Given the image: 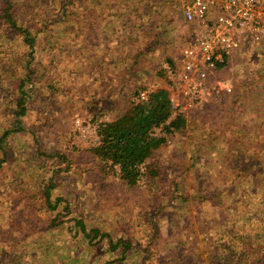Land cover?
I'll use <instances>...</instances> for the list:
<instances>
[{
	"label": "rangeland",
	"instance_id": "1",
	"mask_svg": "<svg viewBox=\"0 0 264 264\" xmlns=\"http://www.w3.org/2000/svg\"><path fill=\"white\" fill-rule=\"evenodd\" d=\"M140 1L67 2V22L57 20L46 32L55 37L54 49L39 53L45 79L57 92L40 93L44 85L33 88L28 81L27 110L21 117L16 114L17 74L26 73L27 57L21 55L29 48L15 35L8 38L0 26V227L25 225L27 234L35 231V224L41 227L20 243L30 264H215V246L222 236L232 246L233 232H257L256 219L264 218V42L232 52L217 72L224 84L216 85L203 103H181L179 111L187 118L183 130L167 136L157 130L167 141L147 166L155 165L162 175L160 186L145 167L130 188L115 175H103L91 153L97 146L82 144L77 117L103 122L117 115L120 106L128 109L117 97L124 87V69L133 62L129 54L139 49V32L148 42L156 41L140 64L142 89L153 90L167 87L162 63L178 56L193 33L182 14L183 4L191 0H152L144 13L149 21L144 33L135 29L139 14L134 10ZM109 9L119 10L117 17L108 12L101 18L100 11ZM33 17L28 16V23ZM97 43L101 50H95ZM140 90L132 93V102ZM232 101L243 110L232 119L244 129L237 132L239 144L259 164L248 178L234 176L211 150ZM102 176L112 178L111 184L98 186ZM91 229L99 234L94 236ZM120 238L128 244L126 254L125 243L112 251L110 242Z\"/></svg>",
	"mask_w": 264,
	"mask_h": 264
},
{
	"label": "trees",
	"instance_id": "2",
	"mask_svg": "<svg viewBox=\"0 0 264 264\" xmlns=\"http://www.w3.org/2000/svg\"><path fill=\"white\" fill-rule=\"evenodd\" d=\"M21 2L20 6L16 2ZM48 1V2H47ZM75 0H0V26L7 30L8 38L11 35L18 37V41L23 46L29 48V52L22 53L21 58H26L25 75L16 73L20 78L17 85L19 92L16 101L18 117L26 114V104L29 98L27 82L36 86L44 85L40 93L55 94L57 88L53 86L51 81L45 78L46 66L38 59V52H50L54 49L51 46L54 36L46 33L53 23L57 20L67 22V18L71 14L70 4ZM152 0L145 2L141 0L137 4L138 20L135 23V29L145 32L146 24H149L144 13L151 8ZM37 7L38 10L33 12ZM44 11V12H42ZM33 14L32 21L28 23V16ZM60 16V17H58ZM31 23L33 25H31ZM144 42L147 37H143ZM153 41H149V45L144 51L134 53L133 59L137 61L127 65L124 69L127 74L124 77V87L118 91L117 103L128 109L119 107L120 112L110 120L103 121L98 130L100 145L91 149V153L96 159L103 175H112L122 183V185L130 188L137 184L141 177L142 168H146V172L150 174V179L155 186H160L162 175L155 170V165L148 167L147 164L155 156L156 151L166 143L167 134L183 130L187 124V118L184 113H179L171 118L174 107L170 99V92L166 88H157L151 91L147 99L134 103L130 100L133 92L142 89L143 70H141L140 62L142 56L146 52L151 51L154 47ZM33 60L36 64L33 63ZM228 55H225L224 62L218 65V71L222 70L228 64ZM172 61L173 59H168ZM3 69H7L4 67ZM134 80L130 81V77ZM27 88V89H26ZM37 90V89H36ZM15 96V94H14ZM15 98V97H14ZM237 105V101L229 102L225 114V125L223 132L220 131L218 138L211 140L213 147L211 148L216 154L220 155L221 162L234 176L243 175L247 178L252 174L251 170L259 165L254 163L255 157L250 156L248 151L243 148L238 141V133L244 132L238 120L232 121L233 117L240 115L243 110ZM162 129L166 136L156 135V130ZM20 130V129H19ZM222 130V129H221ZM238 132V133H237ZM264 133V131H263ZM261 148L264 150V135ZM257 154V153H255ZM256 160V159H255ZM156 162H153L155 164ZM50 196L49 192H46ZM261 206H264V195L260 197ZM258 213V212H257ZM257 232L243 234L238 231L233 232L232 246L229 241H224L223 236L221 243L215 246L214 262L215 264H264V218L258 221ZM82 228L85 230L84 224L81 222ZM25 225L18 228V224H11L8 228L0 227V264H30L28 253L25 249H21L23 242L27 241L33 234L40 232L41 227L34 225L35 231L27 234L24 232ZM22 235L18 238L19 233ZM92 234L97 236L99 229H91ZM125 243L120 239L110 242L112 251L118 249L120 245ZM128 244L125 243L124 254L127 253Z\"/></svg>",
	"mask_w": 264,
	"mask_h": 264
},
{
	"label": "built area",
	"instance_id": "3",
	"mask_svg": "<svg viewBox=\"0 0 264 264\" xmlns=\"http://www.w3.org/2000/svg\"><path fill=\"white\" fill-rule=\"evenodd\" d=\"M182 14L193 26V33L178 56L162 63L174 107L171 118L180 113L182 102L187 107L203 103L216 85L224 84L217 79V72L225 55L246 44L264 42V0H191L183 4ZM151 91L152 88L141 89L134 103L147 99ZM75 122L83 145H100L101 119L77 117Z\"/></svg>",
	"mask_w": 264,
	"mask_h": 264
},
{
	"label": "crops",
	"instance_id": "4",
	"mask_svg": "<svg viewBox=\"0 0 264 264\" xmlns=\"http://www.w3.org/2000/svg\"><path fill=\"white\" fill-rule=\"evenodd\" d=\"M145 2H147V0H144ZM137 7V6H136ZM110 10H112V9H109V10H106V11H100V17L101 18H104V17H106V13H108L109 12V14L111 15V16H113V17H117V16H115L116 14H117V12H115V11H119V10H114V11H110ZM95 13L96 12H98V11H96L95 9L93 10ZM134 12H136V10H134ZM129 13H130V11H129ZM137 13V12H136ZM139 16H142V14L140 15L139 14ZM117 28V27H116ZM118 33V32H117ZM140 37V40H139V42H138V45H139V49H135L134 50V52L135 53H137L138 51H140V50H144V49H141V47H140V45L142 44V42H144V40H143V34H140V32H139V35H138V38ZM116 39H118V38H116ZM141 39H142V41H141ZM138 40V39H137ZM98 44V43H97ZM101 47H103V45L102 44H98L97 45V49H95V50H101ZM135 48V47H134ZM88 50H91V48H89V44H88ZM39 53H41V52H38V59H39ZM90 53V52H89ZM88 53V54H89ZM133 55H134V53H130L129 54V60H130V58H132L133 57ZM95 56V55H94ZM93 57V56H92ZM92 57H90V56H88L87 58L88 59H90V58H92ZM86 58V59H87ZM93 59V58H92ZM92 59H90V60H92ZM133 59V58H132ZM39 60H41V59H39ZM137 60L136 59H133V62L135 63ZM42 62V61H41ZM136 64H141V59H140V62H137ZM58 110H60L61 111V109H58ZM102 120V119H101ZM224 128H226V127H224ZM221 129H223L222 127H221ZM107 177H109L108 175H107ZM106 176H102V178H105V179H103L101 182H98L97 183V185L98 186H101V185H103V184H111V182H112V178L111 179H108ZM115 179V178H114ZM117 179V178H116ZM118 180V179H117ZM88 183V182H87ZM118 183H119V181H118ZM121 185V184H120ZM92 186H93V183H92Z\"/></svg>",
	"mask_w": 264,
	"mask_h": 264
}]
</instances>
